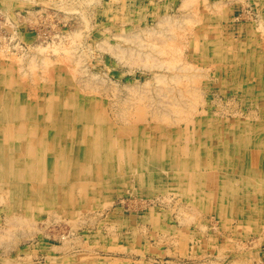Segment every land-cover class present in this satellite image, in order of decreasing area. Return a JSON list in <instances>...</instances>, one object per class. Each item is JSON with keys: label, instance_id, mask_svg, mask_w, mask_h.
Wrapping results in <instances>:
<instances>
[{"label": "rangeland", "instance_id": "obj_1", "mask_svg": "<svg viewBox=\"0 0 264 264\" xmlns=\"http://www.w3.org/2000/svg\"><path fill=\"white\" fill-rule=\"evenodd\" d=\"M2 110L0 264H264V0H0Z\"/></svg>", "mask_w": 264, "mask_h": 264}, {"label": "bare ground", "instance_id": "obj_2", "mask_svg": "<svg viewBox=\"0 0 264 264\" xmlns=\"http://www.w3.org/2000/svg\"><path fill=\"white\" fill-rule=\"evenodd\" d=\"M187 4H189V3H187ZM165 5V4H164ZM186 4H185V2H184V6H185ZM191 6V5H190ZM195 8V7H194ZM194 11V10H193ZM200 12V11H199ZM190 13V12H189ZM192 13V12H191ZM198 14V13H197ZM165 16V15H164ZM187 15H185V17H186ZM190 16H191V14H190ZM193 16V15H192ZM166 17H167V15H166ZM170 17V16H169ZM173 17V16H172ZM188 17H189V15H188ZM196 17H197V15H196ZM186 19V18H185ZM189 19V18H188ZM191 19V18H190ZM193 19H195V18H193ZM200 19V18H199ZM200 21V20H199ZM188 22V21H187ZM199 23V22H198ZM204 23V22H203ZM189 24V23H188ZM200 24V23H199ZM188 26H190V25H188ZM200 29V28H199ZM193 30H194V28H193ZM192 30V31H193ZM195 32H197V31H195ZM231 44V43H230ZM134 50V49H133ZM132 50V51H133ZM235 50V49H234ZM215 51V50H214ZM241 52V51H240ZM236 53V52H235ZM249 54V53H248ZM216 59H217V57H216ZM248 59V58H247ZM224 64V63H223ZM235 64V63H234ZM248 64V63H247ZM239 65H240V63H239ZM226 66V65H225ZM244 68V67H243ZM258 68V67H257ZM234 69V68H233ZM242 70V69H241ZM252 73V72H251ZM233 74V73H232ZM242 75V74H241ZM185 77V76H184ZM231 77V76H230ZM186 78V77H185ZM237 78V77H236ZM233 79H234V77H233ZM193 80V79H192ZM231 80V79H230ZM257 80H259V79H257ZM242 81V80H241ZM197 85V84H196ZM201 85V84H200ZM199 86V85H198ZM233 87V86H232ZM237 87V86H236ZM187 88V87H186ZM189 88V87H188ZM194 88H195V86H194ZM11 89H9V91H10ZM189 90H192V89H189ZM194 90H196V89H194ZM193 90V91H194ZM200 91V90H199ZM7 92V91H6ZM184 92H185V88H184ZM195 92H198V91H195ZM190 93V92H189ZM4 94V93H3ZM9 94V93H8ZM17 93H15L14 95H16ZM19 94V93H18ZM186 94V93H185ZM13 95V96H14ZM20 95V94H19ZM19 97H21L19 100H18V102L17 103H21L22 102V95H20ZM11 98V97H10ZM9 99V98H8ZM12 100H17V96H15V97H13V98H11V99H9V101H12ZM7 102V101H6ZM63 105V104H62ZM259 106V105H258ZM25 109V108H24ZM261 109V108H260ZM61 110V109H60ZM20 113H22V111L20 112ZM18 114V113H17ZM4 115H6V113L4 112V110H2V112L0 111V118L2 117V116H4ZM22 115V114H21ZM73 115V114H72ZM68 116V115H67ZM6 117V116H5ZM10 119V116H7L6 117V120H9ZM61 120V119H60ZM55 121V120H54ZM222 121V120H221ZM246 121V120H245ZM4 122V121H3ZM208 123V122H207ZM220 123V122H219ZM223 124H225V123H223ZM10 125V124H9ZM61 125H63V127H62V132L61 133H63L64 132V129L66 128V126L68 125L66 122H65V120H64V123H61ZM94 125V124H93ZM7 126V125H6ZM59 126V125H58ZM234 126V125H233ZM50 127V126H49ZM96 127V126H95ZM251 127V126H250ZM229 128V127H228ZM231 128V127H230ZM233 128V127H232ZM257 128V127H256ZM21 129V128H20ZM67 129V128H66ZM65 129V130H66ZM244 129H246V128H244ZM253 129V128H252ZM30 130H32L31 132H33L34 134H36L37 133V130H38V128L36 129L35 127H31V129ZM50 130V129H49ZM49 130H47L46 129V131H48V132H51V131H49ZM60 130V129H59ZM69 130V129H68ZM89 130V129H88ZM225 130V129H224ZM1 131V130H0ZM245 131V130H244ZM249 131V130H248ZM2 132V131H1ZM57 132V131H56ZM60 132V131H59ZM208 132H210V130H208ZM208 132H207V134H208ZM249 133V132H248ZM199 134V133H198ZM206 134V135H207ZM230 134H231V132H230ZM36 135H38V134H36ZM59 135V134H58ZM87 135V134H86ZM209 135V134H208ZM229 135V134H228ZM231 135H233V134H231ZM28 136V135H27ZM50 136H54V134L52 133V134H48V136H47V138L45 139L46 140V142L47 143H49V142H52V141H50V140H48L49 138H50ZM57 136V135H56ZM110 136V135H109ZM204 136V135H203ZM210 136V135H209ZM222 136V135H221ZM24 137H26V136H24ZM37 137V136H36ZM35 137V138H36ZM89 137H91V136H89ZM85 138V137H84ZM230 138V137H229ZM108 139V138H107ZM110 139V138H109ZM208 139V138H207ZM226 139V138H225ZM249 139V138H248ZM203 140H205V139H203ZM218 140V139H217ZM232 140H234V139H232ZM245 140V139H244ZM243 140V141H244ZM250 140V139H249ZM260 140V139H259ZM91 141H92V139H91ZM137 141V140H136ZM207 141V140H206ZM214 141V140H213ZM93 142V141H92ZM91 142V143H92ZM139 142V141H138ZM195 142V141H194ZM247 142V141H246ZM250 142V141H249ZM95 143V147H97V151H96V154L98 155V154H100V152H102L103 153V151L102 150H99L101 147L99 146V144L101 145V142H100V139L99 140H96V141H94L92 144H94ZM201 143V142H200ZM232 143H233V141H232ZM238 143V142H237ZM236 143V144H237ZM242 143V142H241ZM116 143H114V144H111L110 143V148H111V150H112V147H113V149H114V152H113V161H115V159H122V158H120L119 157V155L117 154V150L120 148V146L119 147H117L116 145H115ZM192 144V143H191ZM202 144V143H201ZM234 144V143H233ZM42 145V144H41ZM49 145V144H48ZM261 145V144H260ZM65 146V145H64ZM254 146V145H253ZM48 147V146H47ZM117 147V148H116ZM125 147V146H124ZM189 147V146H188ZM204 147H206V145L204 146ZM213 147V146H212ZM218 147V146H217ZM234 147V146H233ZM3 148V147H2ZM99 148V149H98ZM148 148V147H147ZM50 149V148H49ZM91 149V146L89 147V150ZM124 149H126V147L124 148ZM193 149V148H192ZM260 149V148H259ZM262 149V148H261ZM2 150H4V148L2 149ZM170 150V149H169ZM206 150V149H205ZM213 150V149H212ZM245 150H246V148H245ZM88 151V150H87ZM86 151V152H87ZM91 151V150H90ZM165 151V150H164ZM164 151H163V153H164ZM37 151H35L34 150V153H36ZM45 152H46V149H45ZM148 152V151H147ZM31 154V156H32V159L34 160L35 158V156H36V154ZM166 153H168V152H166ZM165 153V154H166ZM189 153V152H188ZM212 153V152H211ZM213 153H214V151H213ZM212 153V154H213ZM218 153V152H217ZM261 152H259V154H260ZM5 154V153H4ZM128 157L130 156V154H129V152H126L125 153ZM170 154V153H169ZM224 154V153H223ZM52 155V157L55 159V161L59 158V157H62V156H64L63 154H62V152L60 153L59 152V154H51ZM185 155V154H184ZM244 155V154H243ZM164 156V155H163ZM190 156V155H189ZM192 156V155H191ZM223 156V155H222ZM239 156V155H238ZM169 157V156H168ZM215 157V156H214ZM213 157V158H214ZM6 158V157H5ZM4 158V159H5ZM39 158V157H38ZM75 158V157H74ZM101 158V157H100ZM136 157H133V158H131V159H135ZM227 158V157H226ZM167 159V158H166ZM170 159V158H169ZM211 159V158H210ZM223 159V158H222ZM221 159V160H222ZM8 160V159H7ZM201 160H202V158H201ZM227 160H229V159H227ZM259 160V159H258ZM257 160V161H258ZM74 162H75V160H73ZM100 161V163H105V165L107 164V162L105 161V160H99ZM146 161H147V159H146ZM154 161V160H153ZM165 161V160H164ZM117 162V161H116ZM129 162V161H128ZM133 162V161H132ZM234 162V161H233ZM32 162H29L28 164H27V167L28 168H30V169H32V164H31ZM137 163V162H136ZM157 163V162H156ZM214 163V162H213ZM225 163V162H224ZM261 163V162H260ZM259 163V164H260ZM120 164V163H119ZM147 164V163H146ZM199 164V163H198ZM121 165V164H120ZM119 165V166H120ZM153 165V164H152ZM0 172L2 173V176L5 178V177H8V175H12V177L14 178V180H16V178L17 179H19L20 177H21V174L23 173L22 172V168H19L18 166H12V165H10L8 162H5V161H3L2 160V164H0ZM116 166V165H115ZM129 166V165H128ZM143 166V165H142ZM212 166V165H211ZM222 166V165H221ZM231 166V165H230ZM262 166V165H261ZM43 167V166H42ZM107 167H108V165H107ZM217 168H220V167H217ZM232 168V167H231ZM44 169V168H43ZM254 169V168H253ZM256 170H257V168H256ZM255 170V171H256ZM101 171L102 170H100L99 171V173L97 174V176H98V178L99 179H101L102 178V173H101ZM198 171H200V170H198ZM204 171V170H203ZM206 171V170H205ZM232 171V170H231ZM216 172V171H215ZM258 172H260V171H258ZM0 173V174H1ZM42 173H43V171H42ZM135 173V172H134ZM197 173H199V172H197ZM203 173V172H202ZM30 174V173H29ZM136 174V173H135ZM192 174V173H191ZM190 174V175H191ZM262 174V173H261ZM43 175V174H42ZM206 176L208 175V174H205ZM240 175V174H239ZM141 176V175H140ZM198 176V175H197ZM202 176V174H200V177ZM139 177V176H138ZM227 177V176H226ZM259 177V176H258ZM195 178H196V176H195ZM233 178V177H232ZM251 178V177H250ZM61 179H62V177H61ZM60 179V180H61ZM198 179H199V177H198ZM236 179V178H235ZM253 179V178H252ZM256 179V178H255ZM242 180V179H241ZM244 180V179H243ZM232 181V180H231ZM194 182V181H193ZM199 182H200V180H199ZM203 182V181H202ZM257 182V181H256ZM261 182H264L262 179H261ZM185 183V182H184ZM255 183V182H254ZM13 184H15V183H13ZM12 184V185H13ZM186 185H187V183H185ZM198 184V183H197ZM200 184V183H199ZM205 184V183H204ZM224 184V183H223ZM227 184V183H226ZM244 184H246V183H244ZM12 185H11V187H12ZM17 185V184H16ZM195 185V184H194ZM221 185V184H220ZM219 185V186H220ZM42 186V185H41ZM41 186H39V189H38V191H39V193H38V195H36V196H39V195H41V194H43V193H46L45 191H44V188L43 187H41ZM55 186V185H54ZM205 186H206V184H205ZM256 186V185H255ZM56 187V186H55ZM180 187V186H179ZM191 187V186H190ZM213 187V186H212ZM218 187V186H217ZM232 186H230V188H231ZM240 187V186H239ZM258 187H260V186H258ZM57 188V187H56ZM55 188V189H56ZM261 188V187H260ZM264 188V187H263ZM11 189V188H10ZM186 189V188H185ZM239 189V188H238ZM257 189V188H256ZM12 190V189H11ZM182 190V189H181ZM184 190V189H183ZM200 190V189H199ZM198 190V191H199ZM245 190V189H244ZM255 190V189H254ZM259 190V189H258ZM50 191V190H49ZM54 191V190H53ZM231 191V190H230ZM256 191V190H255ZM201 192V191H200ZM213 192V191H212ZM220 192V191H219ZM256 192H258V191H256ZM211 193V192H210ZM225 194V193H224ZM246 194H248L247 193V190H246ZM251 194H253V193H251ZM46 195V194H45ZM44 195V196H45ZM237 195V194H236ZM259 195V194H258ZM57 197H58V195H56ZM203 196V195H202ZM226 196V195H225ZM234 196V195H233ZM251 197V196H250ZM197 198V197H196ZM234 198V197H233ZM241 198H242V195H241ZM253 198V197H252ZM42 199H44V197L42 198ZM198 199V198H197ZM210 199H212V198H210ZM217 199V198H216ZM226 199V198H225ZM230 200V199H229ZM50 201H51V199H50ZM220 201V200H219ZM196 202H197V200H196ZM212 202V201H211ZM216 202V201H215ZM40 203H42V202H40ZM192 203V202H191ZM195 203V202H194ZM230 203H232V202H230ZM259 203V202H258ZM34 204V203H33ZM186 204H188V202H186ZM190 204V203H189ZM194 205V204H193ZM215 205H216V203H215ZM187 206V205H186ZM211 206V205H210ZM231 206V205H230ZM203 208V207H202ZM232 208V207H231ZM191 209H192V207H191ZM195 209V208H194ZM199 209H201V208H199ZM243 210V209H242ZM189 211V210H188ZM192 211H194V210H192ZM201 211V210H200ZM213 211V210H212ZM184 212H185V210H184ZM189 212H191V211H189ZM197 212V211H196ZM235 212V211H234ZM247 212V211H246ZM186 213V212H185ZM185 213H184V215H185ZM193 213V212H192ZM249 213V212H248ZM252 213V212H251ZM199 214V213H198ZM255 214V213H254ZM187 215V214H186ZM185 215V216H186ZM191 215H193V214H191ZM195 215V214H194ZM218 215V214H217ZM220 216H221V214H220ZM257 217V216H256ZM229 218V217H228ZM184 219H185V217H184ZM187 219V218H186ZM252 220H254V219H252ZM264 220V219H263ZM247 221H248V219H247ZM225 222V221H224ZM241 222V221H240ZM246 222V221H245ZM260 222V221H259ZM237 223V222H236ZM247 223V222H246ZM199 225H201L200 223H198ZM256 224V223H255ZM257 224H258V222H257ZM261 225V224H260ZM264 225V224H263ZM236 226H237V224H236ZM243 226V225H242ZM254 226V225H253ZM256 226V225H255ZM259 226V225H258ZM257 226V227H258ZM225 227H226V225H225ZM264 227V226H263ZM228 228V227H227ZM235 228V227H234ZM255 228V227H254ZM243 229H244V227H243ZM242 229V230H243ZM242 230H240V231H242ZM247 230V229H246ZM255 230V229H254ZM256 230H257V228H256ZM255 230V231H256ZM259 230V229H258ZM229 231V230H228ZM233 232V231H232ZM247 232V231H246ZM249 232V231H248ZM260 232V231H259ZM263 232V231H262ZM264 234V233H263ZM231 235V234H230ZM236 235V234H235ZM240 235V234H239ZM243 236V235H242ZM258 236V235H257ZM263 236V235H262ZM230 237V236H229ZM189 238V237H188ZM236 238V237H235ZM257 238V237H256ZM234 239V238H233ZM234 241H235V239H234ZM237 241V240H236ZM239 241V240H238ZM237 241V242H238ZM257 241H258V239H257ZM240 242V241H239ZM225 243H226V241H225ZM258 243V242H257ZM224 244V243H223ZM227 244V243H226ZM238 244V243H237ZM229 245H230V242H229ZM236 245V244H235ZM259 246V245H258ZM233 247V246H232ZM238 247H240V246H238ZM243 246H241V248H242ZM62 248V247H61ZM63 248H64V246H63ZM62 248V249H63ZM67 248V247H66ZM69 248V247H68ZM56 249H58V248H56ZM65 249V248H64ZM220 249V248H219ZM224 250H225V248H223ZM228 249V248H227ZM221 250L222 249H220V252H221ZM245 250V249H244ZM223 251V250H222ZM69 253H71V252H69ZM222 253V252H221ZM70 255V254H69ZM73 255V254H72ZM251 255V254H250ZM250 259H251V256H250ZM249 260V259H248ZM244 261V260H243ZM236 263V262H235ZM235 263H233V264H235ZM239 263V262H238ZM238 263H236V264H238ZM242 263V262H241ZM244 264V263H243Z\"/></svg>", "mask_w": 264, "mask_h": 264}]
</instances>
